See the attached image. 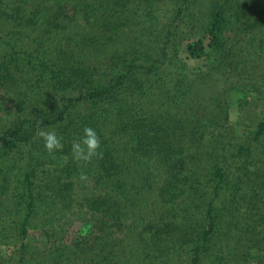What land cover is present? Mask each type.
I'll list each match as a JSON object with an SVG mask.
<instances>
[{"label": "trees", "instance_id": "obj_1", "mask_svg": "<svg viewBox=\"0 0 264 264\" xmlns=\"http://www.w3.org/2000/svg\"><path fill=\"white\" fill-rule=\"evenodd\" d=\"M0 264H264V0H0Z\"/></svg>", "mask_w": 264, "mask_h": 264}, {"label": "clouds", "instance_id": "obj_2", "mask_svg": "<svg viewBox=\"0 0 264 264\" xmlns=\"http://www.w3.org/2000/svg\"><path fill=\"white\" fill-rule=\"evenodd\" d=\"M37 136L42 140L44 148L48 153L63 150L62 137H59L56 131L40 128L37 131ZM101 140L97 132L91 127L83 129V135L74 139L71 144L72 158L76 162L87 165L93 158L101 155ZM84 178V177H82Z\"/></svg>", "mask_w": 264, "mask_h": 264}, {"label": "rangeland", "instance_id": "obj_3", "mask_svg": "<svg viewBox=\"0 0 264 264\" xmlns=\"http://www.w3.org/2000/svg\"><path fill=\"white\" fill-rule=\"evenodd\" d=\"M65 164H66V160L62 159L61 163H60V166L63 167ZM57 167H59V166H57ZM27 243L32 245L35 248H38V247L41 246L40 245V243H41L40 242V238L38 237V235L36 233L31 232V231L29 232V236L27 238ZM32 246H30V247H32Z\"/></svg>", "mask_w": 264, "mask_h": 264}]
</instances>
